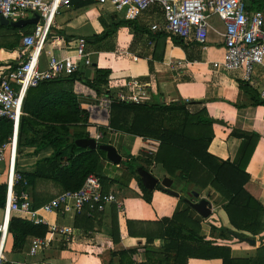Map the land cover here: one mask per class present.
Here are the masks:
<instances>
[{"label": "trees", "instance_id": "trees-1", "mask_svg": "<svg viewBox=\"0 0 264 264\" xmlns=\"http://www.w3.org/2000/svg\"><path fill=\"white\" fill-rule=\"evenodd\" d=\"M73 3L82 9L96 5L82 0H75ZM263 4L262 0L261 7ZM123 21L136 38L147 32L145 27L138 26L135 21ZM33 28L20 35L19 33H23L22 29L0 26V50L8 53L16 51L22 36L31 34ZM111 30H104L101 34L93 36L92 40L85 39L87 48L90 43H105L111 36ZM59 36L64 37L63 34ZM49 37L51 38V35ZM64 38L67 42L70 39ZM150 38L154 44L151 61H162L167 38H170L175 46H180L186 53L188 52V46L179 38L165 33L150 34ZM102 49L104 48H99L95 52H101ZM106 49L110 51L111 47ZM188 58L191 59L190 55ZM14 67L12 65L11 69ZM82 69L69 77L43 82L36 88L29 89L23 101L17 137V161L24 156L49 153L48 156L37 160L31 171L21 170L19 164L16 166L17 171L28 183L27 191L35 210L51 199L46 191L48 185L55 186L59 193L75 192L88 176L95 175L101 181L102 194L107 195L112 184L104 175V163L107 162L104 152L98 149L95 151L79 149L69 143L70 138L74 140L93 138L87 131L90 127L88 113L80 108L73 90L74 85L81 82L96 94L113 98L107 89L110 70L95 66L92 78L84 79L81 76ZM242 84L243 82L240 84L241 87ZM185 107V104L166 105L148 101L141 105L115 102L110 107L105 129L158 141L154 155L148 156L146 161L149 165L153 162L155 168H160L164 175L173 181L172 190L182 186L181 190L184 193L200 194L210 188L225 200L223 212L227 223L218 229L212 227L213 231L218 232L217 238L229 240L236 234L242 239L257 240L260 246L250 257L233 258L229 247L218 246L212 241L205 240L200 234L199 225L191 221L186 213L177 214L165 222L149 225L139 221H127L128 236L142 238L145 245H149L143 248L145 264H185L189 259L220 260L222 264H264V208L259 202L261 188L252 183L246 173L257 136L250 138L237 165L218 160L208 152L213 139V122L204 117V112L190 114ZM12 133L13 124L8 120L0 121V145L7 142ZM105 133L106 131H102L103 136ZM27 150L32 152L27 154ZM127 161L136 164L133 158ZM137 166L139 164L135 168L129 167L134 175ZM136 178L141 190L148 194L142 187L140 179L137 176ZM6 196L7 179L0 177L2 210L5 207ZM191 200H195L193 196ZM109 210V236L113 244H118L120 234L115 206H111ZM58 213L62 216L60 211ZM88 213L90 210L85 207L75 215L76 230L87 233L94 230L95 222H101L103 213H94L91 218L88 217ZM47 235L46 226L34 225L26 219L12 215L8 222L5 241V244L11 243L10 249L5 251L4 248L2 254L5 259V253L21 254L27 239H44ZM156 239L165 241L166 245L158 249L151 247ZM61 248H65V245L63 244ZM134 254V250H123L112 253L111 258L117 257V264H138L132 260ZM112 261L110 264H114Z\"/></svg>", "mask_w": 264, "mask_h": 264}, {"label": "crops", "instance_id": "crops-1", "mask_svg": "<svg viewBox=\"0 0 264 264\" xmlns=\"http://www.w3.org/2000/svg\"><path fill=\"white\" fill-rule=\"evenodd\" d=\"M75 5L73 3L69 10H62L60 15L57 16L55 26L51 31L50 42L46 44L47 46H45L41 57L42 69H45L49 56L60 59L72 56L75 48L74 41L78 38L86 39L82 34L77 33L89 23L90 18L86 14H79L81 16L68 19L65 25H58L56 22L58 17L64 14V11L82 10V8ZM261 6L262 0H257V2L246 0V9L249 13L264 11V4L263 7ZM98 8L101 7L98 6ZM89 10L90 15L93 14V9ZM213 19H215L214 16L210 17L208 21ZM135 22H137L138 26L145 27L147 32H143L141 36L136 38L133 31L129 29L132 42L130 45L127 44V46H130L128 50L124 48L108 51L104 48L100 50L101 52H98L99 54L89 51L99 56L98 62L95 64L92 62V69H89L90 67L81 68V76L84 79L92 78L95 66L99 69H108L111 74L108 78L107 89L113 98L117 97V94L121 92L122 86L130 80L136 79L146 90L149 98L148 102L166 105L185 104V108L190 114L204 112V117L213 122V139L209 145L208 152L218 160L228 161L233 165H237L250 138L257 136L254 150L246 166V173L250 176L251 182L261 188L259 202L264 208V101L259 97V92L264 87V66L255 67L252 75L253 85L243 81L241 72L214 70L212 63H220L224 57L223 39L220 36L224 32V26L219 21L222 28H220V24L217 21L216 24L222 30L211 27L209 24L212 30L208 32L206 43L203 46L194 41H184V44L188 46V52L186 53L180 46H175L170 38H167L162 61H151L150 56L154 44L151 41L150 34L165 32L152 33L150 26L155 23L162 24V13L160 9L154 8L144 13ZM66 28H69V33H64ZM73 31L76 34H73ZM56 32L64 33V37H70L69 41L67 42L64 37L57 35ZM110 47L112 48V45ZM111 52L116 53V55L119 53H121V56L124 55L123 59L117 60L120 56H115V62L112 61L113 65L118 64L117 67H110L108 61L103 59L106 54ZM189 55L191 59L188 58ZM16 56V51L12 56L11 53L0 50V74L6 67L2 62L8 61V63H12ZM241 82H243V87L240 86ZM73 90L80 108L88 113L90 127L87 131L91 136L94 138L96 134H102V131H106L104 136L102 134V139L98 144L104 141L101 144L112 146L120 156V152L125 151L126 159L133 158L136 164H139L136 169L142 166V169L144 168L152 175L153 171H159L161 173L160 178L153 175L158 180L168 178L160 168H155L153 162L150 165L147 164L148 155L143 149L148 145L143 143V138L110 132L105 129L108 124L106 115L100 114L93 109L96 105L95 100L104 95L96 94L94 90H91L81 82L75 84ZM26 152L28 154L32 150H27ZM48 155V152H44L37 156H24L18 159L19 167L23 171H31L37 160ZM108 164L107 162L104 163L105 169H107ZM7 166L8 157L4 163L0 164V177L3 179L6 178ZM118 166L115 167L118 169ZM136 176L137 173L135 176L131 174L130 179L134 189L131 195L124 198V200L116 193L112 184L108 189L107 194H113L117 201L122 204V210L117 211L115 207L120 234L118 244H113L109 236L110 207L103 213L101 222H95L94 230L87 233L74 228V217L76 214L72 211L62 216H59L61 215L60 213H55L46 215L45 219L50 225H55L58 228L71 227L74 230V234L70 237V241L65 242L63 237L49 234L46 236L48 239L47 246L43 247L39 255L30 257L27 254L34 238H29L21 254L5 253L7 262L25 261L33 264L40 260H46L52 264H110L113 260L112 262L117 264L118 258H111L112 253L134 250L135 254L132 255V260L138 264H145L146 257L143 248L149 245H145V240L142 238H131L128 236L127 221H139L149 225L151 223L165 222L173 216L183 213H186L191 221L199 225L200 234L205 240L212 241L218 246L229 247L233 258L250 257L259 248L260 243L257 240H254L255 245L252 246L234 237L229 240L217 238L218 232L213 231L212 227L218 229L221 225L225 226L227 223L223 212L225 200L212 189L207 188L199 194V199L207 200L212 207L210 216L203 218L190 207L186 196L189 192H182V186L176 187V190L173 191L178 194L183 193L184 197L171 196L157 187L145 194L141 190L138 180L135 178ZM46 191L51 196L50 200L61 194L53 185H48ZM15 216L26 219L21 214ZM3 220L4 211L0 209V224ZM63 244L65 248H61ZM10 245V242H6L5 251L10 249ZM164 245H166L165 241L156 239L151 247L158 249ZM185 264H222V262L220 260L189 259Z\"/></svg>", "mask_w": 264, "mask_h": 264}, {"label": "built area", "instance_id": "built-area-1", "mask_svg": "<svg viewBox=\"0 0 264 264\" xmlns=\"http://www.w3.org/2000/svg\"><path fill=\"white\" fill-rule=\"evenodd\" d=\"M73 1L75 0H0V17L4 20L17 22L38 16L32 33L22 36L15 60L12 63L2 62L6 67L0 74V121L8 120L13 124L12 136L0 145V164L8 157L7 196L3 209L4 220L0 224V263H8L2 253L8 234V222L12 215L21 214L34 225L46 226L48 235L56 234L63 237L65 242H69L74 230L71 227L58 228L50 225L45 219L46 215L59 211L62 215L69 211L77 214L88 207L90 210L88 217L91 218L94 213H104L112 205L117 211L122 210V204L113 194H102L101 181L95 175L88 176L79 190L63 192L35 210L27 191L28 183L16 169L18 128L27 91L43 82L69 77L82 67L92 65L93 54L89 52L85 39L78 38L74 41L72 56L61 59L49 56L45 69L41 68V57L50 40L55 20L62 10H69L73 6ZM82 1L93 2L100 7L109 4L113 12L122 14L123 20L126 21H136L144 13L154 8L160 9L163 22L161 25L152 24L150 26L152 33L163 31L182 41H194L202 46L206 43L208 32L212 30L208 20L214 16L224 26V32L220 35L223 39L224 57L222 62L212 63V68L226 72H241L243 81L252 84L255 67L264 66V11L249 13L245 0ZM149 44L152 45L151 42ZM12 65L15 66L13 69ZM122 87L117 97L103 96L95 100L96 105L93 109L108 117L110 107L115 102L141 105L149 100L146 90L136 79L130 80ZM259 97L264 101V87L260 90ZM93 139L98 143L102 139V134H96ZM142 140L148 145L143 149L144 152L152 157L158 141L148 138ZM47 244V237L34 239L27 256L39 255ZM8 264L29 263L18 261ZM33 264L52 263L40 260Z\"/></svg>", "mask_w": 264, "mask_h": 264}, {"label": "rangeland", "instance_id": "rangeland-1", "mask_svg": "<svg viewBox=\"0 0 264 264\" xmlns=\"http://www.w3.org/2000/svg\"><path fill=\"white\" fill-rule=\"evenodd\" d=\"M89 9H93L94 11L93 14L90 15ZM79 14H86L88 18H90L89 23H87V26L77 32L78 34H82V36H84L87 40H92L93 39L92 37L97 35L101 31L112 29L111 36L108 38V40H106L105 43L88 44L89 51L96 53L95 51L97 49L109 48L111 45H112L111 49H115V50H121L124 48L128 50L130 48V46H127V44L130 45L132 42V36L130 35L129 27L127 23L123 21L122 14L114 13L112 10V7L109 4L103 5L101 8H98V6L93 5L90 8H86L82 10H76V11L72 10V11H66V12L64 11V14L58 17L56 22L58 25H65L68 19L81 16ZM112 16L114 17L112 18ZM216 21L217 22L219 21L221 23V21L215 17V19L209 21V24L211 25V27H214L217 29L218 26L216 24ZM221 24H220V28H222ZM32 28H33V25H28L22 28L23 33H19V34L20 35L24 34L25 32L32 30ZM219 30H222V29H219ZM223 31H224V27H223ZM69 32H70L69 28H66L64 33H69ZM64 33L58 32L57 35L64 34ZM73 34H76L75 31H73ZM48 42H50V40ZM11 54L13 56V54H15V51L11 52ZM120 54L121 53L116 55V53L111 52V53L106 54L103 57V59H105V61H108L110 67L112 68L115 66L117 67L118 64L113 65L112 61L115 62V59H114L115 56H120L117 60L123 59L124 55L121 56ZM98 57L99 56L96 54H93L91 56V61L93 62V64L98 62ZM89 69H92V68L90 67ZM120 153H121L122 161L120 162L118 166L119 168L117 169L115 165H112L107 161V163L109 164L107 166V169L104 170V175L106 176V178H112L110 179L112 181L111 182L112 186L115 187L116 193L121 197V199L124 200V198L131 195L134 189L133 183H131V179H130L131 174L132 175L134 174L131 170H129V167L135 168L137 164H132L131 162L127 161L125 151L123 152L121 151ZM17 164H18V161H17ZM153 175L160 178L161 173H159V171L156 170V171H153Z\"/></svg>", "mask_w": 264, "mask_h": 264}, {"label": "water", "instance_id": "water-1", "mask_svg": "<svg viewBox=\"0 0 264 264\" xmlns=\"http://www.w3.org/2000/svg\"><path fill=\"white\" fill-rule=\"evenodd\" d=\"M38 22V16H34L31 19L19 20L17 22H9L0 17V26L6 27L10 26L13 29L21 30L22 28L28 25H36ZM70 144H74L79 149H88L90 151L100 150L105 153L107 161L115 166H118L121 162V156L117 153L115 148L106 144H98L94 139H79L74 140L73 138L69 139ZM137 176L140 178L142 186L147 191H153L156 187L166 192L167 194L174 197H184L183 193L174 192L171 187L173 181L169 178H163L158 180L150 172L138 167L136 169ZM188 203L190 207L195 210L201 217L208 218L211 214V204L205 199H199V194L196 192L187 193ZM192 196L195 200H191ZM233 237L237 240L249 243L250 245H255L254 240L242 239L240 236L233 234Z\"/></svg>", "mask_w": 264, "mask_h": 264}]
</instances>
